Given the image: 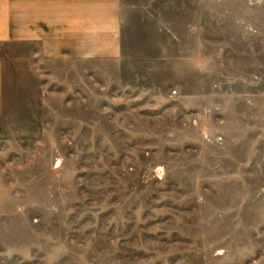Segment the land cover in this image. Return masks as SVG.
Returning a JSON list of instances; mask_svg holds the SVG:
<instances>
[{
	"label": "rangeland",
	"instance_id": "1",
	"mask_svg": "<svg viewBox=\"0 0 264 264\" xmlns=\"http://www.w3.org/2000/svg\"><path fill=\"white\" fill-rule=\"evenodd\" d=\"M125 1L7 70L0 264H264V0Z\"/></svg>",
	"mask_w": 264,
	"mask_h": 264
},
{
	"label": "crops",
	"instance_id": "2",
	"mask_svg": "<svg viewBox=\"0 0 264 264\" xmlns=\"http://www.w3.org/2000/svg\"><path fill=\"white\" fill-rule=\"evenodd\" d=\"M126 7L125 0H0V117L7 70L24 65L25 47L44 59L120 52Z\"/></svg>",
	"mask_w": 264,
	"mask_h": 264
}]
</instances>
